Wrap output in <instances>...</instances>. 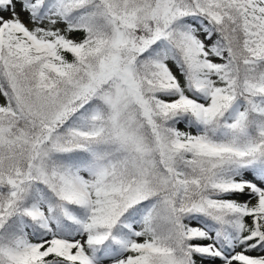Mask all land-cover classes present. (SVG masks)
<instances>
[{"label": "snow or ice", "instance_id": "1", "mask_svg": "<svg viewBox=\"0 0 264 264\" xmlns=\"http://www.w3.org/2000/svg\"><path fill=\"white\" fill-rule=\"evenodd\" d=\"M0 264H264V0H0Z\"/></svg>", "mask_w": 264, "mask_h": 264}]
</instances>
